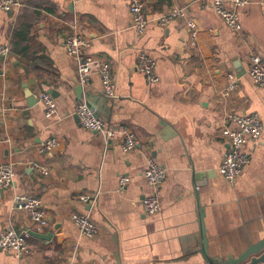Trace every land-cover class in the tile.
<instances>
[{
    "label": "crops",
    "instance_id": "crops-1",
    "mask_svg": "<svg viewBox=\"0 0 264 264\" xmlns=\"http://www.w3.org/2000/svg\"><path fill=\"white\" fill-rule=\"evenodd\" d=\"M143 1L149 20L143 36L132 28L129 0H22L18 11L0 10V44L12 47L0 62V164H15L18 174L13 189H0V233L13 225L28 234L29 248L22 259L0 249V264H210L238 258L264 240V88L247 72L251 56L264 58V0L239 8L237 33L210 1ZM174 7L186 9L195 30L185 20L157 23ZM73 28L90 42L92 56L111 65L119 99L101 94L96 74L79 90L65 51ZM141 50L158 60L155 87L138 71ZM42 93L56 99L60 119L45 117ZM84 101L108 127L129 129L136 149L124 152L121 134L106 144L84 129L75 115ZM233 113L259 114L263 131L258 144H248L251 163L229 184L219 167L230 147L222 130ZM54 138L57 147L41 153ZM150 160L168 170L154 216L142 209ZM33 162L50 174L36 172ZM122 176L131 180L124 193ZM21 192L42 201L47 228L37 231L26 212L15 210ZM82 195L97 201L83 204ZM74 213L89 214L99 234L83 236Z\"/></svg>",
    "mask_w": 264,
    "mask_h": 264
},
{
    "label": "built area",
    "instance_id": "built-area-1",
    "mask_svg": "<svg viewBox=\"0 0 264 264\" xmlns=\"http://www.w3.org/2000/svg\"><path fill=\"white\" fill-rule=\"evenodd\" d=\"M210 1L215 14L234 33L242 31V22L239 15V8L248 5L247 0H207ZM23 7L22 0H0V10L12 13ZM129 11L132 17V28L137 36H143L149 26L146 4L143 0H129ZM176 20H185L190 28L195 30V24L187 17L186 9L174 7L157 19L161 27H168ZM194 39L196 32L193 33ZM90 42L83 36L73 31L65 40L66 54L74 61L77 70L78 82L81 86H87L93 75H98L101 82V94L107 99L117 100V80L112 73L111 65L97 57L92 56L88 50ZM12 51L9 44H0V62L5 60ZM158 60L147 50H141L138 54V71L144 77L149 87H155L160 82L157 73ZM248 75L259 87L264 88V58L251 56L248 61ZM228 91L237 88L235 78L230 75ZM39 102L43 112L48 119H60L58 104L55 98L49 93H42ZM75 115L81 126L89 131L101 134L106 144L115 139L119 134L123 136L122 149L130 152L136 149L138 140L129 130L123 129L118 132L106 125L103 119L97 116L96 111L87 102H81L75 109ZM229 125L222 130V137L229 142V150L225 153L219 167L221 176L229 183L235 184L242 176L245 169L252 160L248 144H258L263 131V122L259 114H237L229 117ZM58 145L57 139H50L40 147L41 153H51ZM32 168L44 176L50 174V170L39 162H33ZM167 168L155 160H150L143 171V179L147 185L148 192L142 202V209L146 215L154 216L160 213L162 203L159 195L161 186L167 179ZM17 171L15 164L5 162L0 164V189H13L17 182ZM129 177L122 176L118 181V191L124 193L130 184ZM79 201L83 204H93L97 196L82 195ZM15 210L27 213L31 223L37 231H42L50 225V220L43 208L42 201L32 192H21L14 196ZM73 224L80 233L87 238H94L99 234L98 225L91 216L86 213H74L71 216ZM28 234L18 232L13 225L8 226L0 233V249L13 253L16 258L22 259L29 253L27 245ZM71 264V263H69Z\"/></svg>",
    "mask_w": 264,
    "mask_h": 264
},
{
    "label": "water",
    "instance_id": "water-1",
    "mask_svg": "<svg viewBox=\"0 0 264 264\" xmlns=\"http://www.w3.org/2000/svg\"><path fill=\"white\" fill-rule=\"evenodd\" d=\"M82 86L79 90L82 91ZM36 99H31L30 103L34 104ZM37 237L48 239L49 236L40 234H33ZM210 264H264V240H262L258 245L251 247L244 254H242L238 258H233V256H229L228 260L225 262L220 261H212Z\"/></svg>",
    "mask_w": 264,
    "mask_h": 264
},
{
    "label": "trees",
    "instance_id": "trees-1",
    "mask_svg": "<svg viewBox=\"0 0 264 264\" xmlns=\"http://www.w3.org/2000/svg\"><path fill=\"white\" fill-rule=\"evenodd\" d=\"M12 46L14 47V51L16 50V52H17V49H16V42H14V43L12 44Z\"/></svg>",
    "mask_w": 264,
    "mask_h": 264
}]
</instances>
